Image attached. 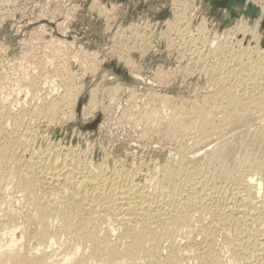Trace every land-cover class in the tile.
Here are the masks:
<instances>
[{
    "label": "bare ground",
    "instance_id": "1",
    "mask_svg": "<svg viewBox=\"0 0 264 264\" xmlns=\"http://www.w3.org/2000/svg\"><path fill=\"white\" fill-rule=\"evenodd\" d=\"M256 2L231 0L230 7L240 20L246 16L254 18L257 27L263 17L264 4ZM181 5L183 7L175 4L174 21L166 22V36L170 44L177 38L183 41L176 44L181 46V53H178L191 63L190 67L186 65L185 74H191V78L195 73L207 76L215 92L189 104L173 105L163 96L167 116H163L160 108H152L140 116L139 122L145 123L142 137L147 141L159 127L163 128L166 140L179 139V145L168 153L156 151L153 161L137 160L132 153L136 141L127 145V141L118 136L112 144H107L97 136L91 138L88 132L83 133L82 128L77 127L79 124L61 126L57 123L60 119L72 120L75 116L77 96L75 102L71 101L72 95L74 97L71 84L66 85L67 90L58 97L34 102L19 113V116L22 112L45 116L58 124H49L51 128L47 130H40L33 125L35 122L32 125H24L21 121L11 124L15 116L13 107L6 102L0 103V211H3L0 216V264H181L191 249L196 264H222L226 260L222 262L216 250L218 226L226 230L232 264H264V46L260 45L259 31L256 32L259 27H247L249 22L245 25L241 20L222 38L209 40L204 26L196 27L195 33L190 30L191 24L188 25L184 15L188 4ZM102 11L106 10L102 7ZM178 29L182 32L177 33ZM137 31L133 38L141 39L139 48H145L148 42L146 44ZM94 68L97 72V67ZM45 71L36 72L26 83L22 82L27 94L36 93ZM108 79L111 83L115 81L107 88L108 102L101 105L97 100L99 91L91 92V89L90 101L82 112L83 119H90L99 109L112 110L115 107L112 101L122 91L130 89L128 85L152 86L156 80L133 71L127 76L109 73ZM186 84L170 88L184 92ZM130 94L133 95L132 91ZM69 102L75 105L69 107L72 110H68ZM132 118L130 115L131 121ZM100 128L105 127L100 124ZM189 137H194L190 144L185 142ZM7 184L12 185L16 195L20 193L24 201L25 209L20 218L4 209L8 201L4 198ZM2 236L5 243H1ZM64 238L71 246L67 252L59 249Z\"/></svg>",
    "mask_w": 264,
    "mask_h": 264
},
{
    "label": "rangeland",
    "instance_id": "2",
    "mask_svg": "<svg viewBox=\"0 0 264 264\" xmlns=\"http://www.w3.org/2000/svg\"><path fill=\"white\" fill-rule=\"evenodd\" d=\"M174 1L175 0H30V1L29 0H21V1L20 0H11V1L10 0H0V94H1L0 103L4 104L6 102L7 104L11 105L10 106L11 108L13 107L12 110L15 116H13V119L10 120V122H12L11 124L20 123L21 121V122H24V125L26 123L32 125V123L35 122L33 125H37L40 128V130H47V128L48 129L51 128L52 125L58 126L57 123H60L61 126L79 124L77 125V127L79 128V130L82 128L81 131L83 133L88 132L90 135L89 137L91 138H95L97 136L96 138L101 139V140L103 139L102 141H104L107 144L108 143L112 144L113 141L118 139V136H120L125 142L127 141L126 142L127 145H133L132 142L135 143L136 141L137 143L138 141L140 144L137 143L138 144L137 147H136L137 145L136 143L133 145L134 147L132 148L134 150L132 149L133 151L132 153L136 154L135 158L137 160L139 159V160H144V161H145V158H146V161H153L154 158L157 157L156 151L168 153L170 150H172V148L177 147V145H179L178 144L179 139L171 140L172 142L170 140H166L164 137V132H162L164 131L162 127H159V129L156 130L155 135L152 136L153 137L152 139L150 138V140L148 141L147 139H144L142 137V133H143V130L145 129L144 127L145 123L144 121L139 122L140 116L141 115L143 116L145 114V111L147 112V110H150L152 108H156V109L160 108V110H162L163 116L164 117L167 116L168 111H167V108L164 107L165 102L162 101L163 96H167V101H171L173 105L180 104V103L189 104L193 100H199V101L203 100L206 96L211 95L213 92H215V88H213L209 84L208 78L205 75H200V74L195 73L197 74V76L195 74H192V78H191V74L189 76L185 74L187 72V68L191 66V63H188L185 59H183L182 55L179 54L181 53V50H179L181 46L179 44H176V43H182L183 41L181 42H179V40L177 41L178 38L177 39L175 38L176 35H174V33L172 34V36L174 35L173 38H175L176 40L174 44L171 43L173 45L172 47H171L170 42L168 41V37L166 36L167 31L165 27H166V22L168 20L174 21L175 19V13H174L176 11L174 8L175 4H179L180 7H183L181 5L182 3L188 4L185 8L184 15H185V19L186 20L188 19L186 21L188 25L190 26L191 24L189 28L191 31L193 30V33L197 32L196 29L198 27L204 26L207 29L206 36L208 37L209 40L216 39V37L222 38L223 36L226 35L225 33L227 31L232 30V29L234 30L237 27V23H240V21L242 20L241 23H244L245 25L249 22L246 25L247 27H250V28L254 27L256 29L259 27L256 30V32L259 31L257 34L259 35V40H261L260 41L261 43L260 42L259 43L262 46H264V42H263L264 41V29H263L264 28V13L262 15L263 17L261 16L262 20L260 18V21H259L260 26L257 25V27H255L256 21H254L255 20L254 18L248 17L247 19V16H246V18L243 17L240 20L237 17V15L233 12V10L230 7L231 0L230 1L229 0H177L178 2L175 1V3H173ZM237 1L240 2V0H237ZM241 1H246V0H241ZM257 2H256L257 5H259V3L264 4V0H257ZM191 3L192 4L195 3L194 6H191L192 5ZM190 6L192 8H189ZM102 7H103V10H106L107 12L102 11ZM100 13L103 15H101ZM228 15L230 16V18L228 17ZM108 23H109L108 25L109 27L107 26ZM182 26L180 24V27ZM137 28L139 29V31H137L138 30ZM176 30L171 31V32H176ZM136 31L142 35V38H144L145 42L146 41L148 42V44L146 42L147 45L145 48H139L141 47L140 46L142 42L141 39L140 40L138 39L136 41V39L133 38L134 32ZM179 32H182V30L180 31L178 29L177 33ZM164 33H165V37H164ZM215 33H217L219 36L215 35ZM121 36L122 37L124 36L122 38L123 40H121ZM63 37L66 40V43ZM39 45H41V47ZM86 53H88V55L85 56ZM56 54H57V57H56ZM90 56L91 57L95 56V57L90 58ZM35 57H36V60L38 58L37 61L35 60ZM82 58H85L87 62L86 60ZM91 60L92 62L94 61L95 62L94 64L96 65L92 64L90 62ZM35 61L38 62V64H36ZM42 62H44V64L47 62L45 64L46 67L44 66ZM39 64L43 66V67H40L41 69H39V66H40ZM89 64L91 65L89 66ZM92 66H93V69H91ZM94 67H97L98 73L96 72V68ZM39 71H43V72L45 71L46 73L43 75L44 77L40 81L39 89H37L36 93L31 96L30 95L31 93L27 94L26 87L23 86L24 85L23 83H26L25 81L30 79V77L32 78L36 72L38 74ZM132 71L135 73L143 74V76L145 78L148 77L149 80H151L154 77L152 79L153 81L156 79L154 81V85L152 83L151 84L152 86L149 85L150 86L149 87V86L142 85V84L134 85L132 83L128 85L130 89L126 90L127 91L126 94H125L126 91L124 92L122 91L117 96V98L114 100L115 102H117V104L116 103L114 104V101H112L113 102L112 106H115L111 108L112 110L103 111L99 109L98 112L95 113L96 115H93L92 117L90 116L91 117L90 119L82 118V115H83L82 112H84L83 110H84V107L86 106L85 104H88V102L90 101V96L92 95L91 92H94L95 90L99 91V92L97 91L98 92L97 97H99V99L97 98V100L98 101L100 100L99 102L101 105H103L102 103L106 104L108 102L107 101L108 97H106L107 88L112 86L113 83L115 82L113 81L111 83L110 81H108L109 73L115 72L117 75L122 76L123 74H125L127 76ZM26 72H27L28 77H26L27 76ZM72 74L73 75L75 74V75L73 76ZM193 75H195V77ZM70 80L72 81L70 82ZM188 82L189 84L187 85L186 83ZM184 83L186 84V87L188 89L186 88L184 92L179 91L182 95L178 91H174L170 88V86L172 85H179V84L182 85ZM70 84L71 86H69ZM66 85L72 88V92L74 94V97L72 95L71 101L75 102L76 96H77V100L75 102L76 107L75 105H73L74 104L73 102H69L71 104L68 105V110H72V107L69 108L71 105L75 107V109L73 110L75 111L74 112L76 116V117L74 116L75 119L74 118L72 120L65 119L66 121H64V119H60L59 122L56 123L54 121L53 123L52 121H50L48 117H45V116L36 117L26 112H22V114H20L19 116V113L22 110L29 109L31 105L34 104V102L41 103V102H44L45 100L54 99L58 97L60 94L64 93L67 90ZM78 85H80L81 87ZM208 85H210V87ZM128 86L126 85V87ZM91 89L92 91L90 92ZM80 90L81 92H79ZM131 91L133 95L130 94ZM101 93H102V96H101ZM101 99H103L102 100L103 102L101 101ZM130 100H131V103H130ZM101 111H103L104 113ZM130 115H131V118L133 117L132 121L130 119ZM109 117L111 118L110 121H109L110 119ZM81 119L83 120L81 121ZM135 120H137L138 123ZM37 122L39 125L37 124ZM100 124L102 128L104 127L105 128L101 129ZM108 125L109 126L111 125V126L109 127ZM113 126H116L114 127L115 130ZM100 132H103V133H100ZM100 134H102V136ZM114 137H116V139H114ZM140 137H142L143 139ZM193 138L191 139L189 137V139L187 138L185 142H188L190 144L192 143L191 141L193 140ZM145 141L147 143H144ZM154 146H156L157 149H155ZM136 148L137 150L135 151ZM154 152L156 154H154ZM129 157L132 158L131 156ZM7 185L4 188V198L6 197V200L8 201L5 200L7 204L6 205L4 204L5 206L4 209H8V211L14 212L17 215V217L19 216L20 218L21 217L20 213H22L23 210L25 209L24 201L21 198L20 193H17L18 197H16L17 196L16 191L14 190V188H12L13 187L12 185L10 184H7ZM14 191H15V194H14ZM2 213L3 211L2 212L0 211V216L2 215ZM225 234H226V230L223 229L222 226H218L217 227V237H218L217 241L218 242L216 244V250L220 252V255L222 257V262L226 260L222 264H232L229 261V255H228L229 252L227 250L228 247L226 245L227 235L225 236ZM3 238L5 237L2 236L3 241H1V243H5L4 240L6 241V239H3ZM62 242L59 244L62 248L59 245H58V248L60 247L59 249L60 250L62 249L61 251L63 252H67L68 250H70L71 246H70V243L67 241V238H64ZM186 256L187 258L189 256L190 257L188 259L185 257L181 264H189V263L191 264V261H192V264H196L197 261L194 259V251L192 249L190 251H187ZM224 257L226 259H224ZM99 263L104 264L102 262H98V264ZM197 264H200V263H197Z\"/></svg>",
    "mask_w": 264,
    "mask_h": 264
}]
</instances>
